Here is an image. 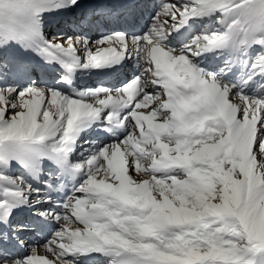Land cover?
<instances>
[{
	"label": "snow or ice",
	"instance_id": "1",
	"mask_svg": "<svg viewBox=\"0 0 264 264\" xmlns=\"http://www.w3.org/2000/svg\"><path fill=\"white\" fill-rule=\"evenodd\" d=\"M90 261L264 264V0H0V264Z\"/></svg>",
	"mask_w": 264,
	"mask_h": 264
},
{
	"label": "rangeland",
	"instance_id": "2",
	"mask_svg": "<svg viewBox=\"0 0 264 264\" xmlns=\"http://www.w3.org/2000/svg\"><path fill=\"white\" fill-rule=\"evenodd\" d=\"M50 38V37H49ZM129 75H131V73L129 72ZM85 76V77H84ZM98 77H100V76H98ZM98 77L96 76V75H93V76H89L88 77V75L87 74H84L82 77H80V76H78L77 78H76V81H78L77 83L79 84V85H81V86H84V85H96V84H98L97 82L96 83H93V84H91V79L90 78H93V79H98ZM85 79H87L88 81H82V80H85ZM110 80H111V78H110ZM151 92H153V89H152V91ZM79 157V153H77L72 159H73V162H75V160L77 159ZM133 175H135V173H133ZM43 254V252L41 251V255ZM89 264H99V262L98 261H91V262H89Z\"/></svg>",
	"mask_w": 264,
	"mask_h": 264
},
{
	"label": "bare ground",
	"instance_id": "3",
	"mask_svg": "<svg viewBox=\"0 0 264 264\" xmlns=\"http://www.w3.org/2000/svg\"><path fill=\"white\" fill-rule=\"evenodd\" d=\"M85 77V76H84ZM89 77V76H88ZM98 77V76H97ZM91 79V84H93V83H100V82H109L110 81V77H106V76H100V77H98V79H93V78H90ZM82 81H88L87 79H85V80H82ZM76 82H78V81H76ZM152 89H153V87L152 86H149L148 87V89H147V91H149V92H151L152 91Z\"/></svg>",
	"mask_w": 264,
	"mask_h": 264
}]
</instances>
